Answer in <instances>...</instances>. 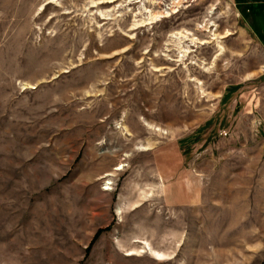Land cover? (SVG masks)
<instances>
[{"label":"rangeland","instance_id":"1","mask_svg":"<svg viewBox=\"0 0 264 264\" xmlns=\"http://www.w3.org/2000/svg\"><path fill=\"white\" fill-rule=\"evenodd\" d=\"M238 1L0 0V264H264Z\"/></svg>","mask_w":264,"mask_h":264},{"label":"crops","instance_id":"2","mask_svg":"<svg viewBox=\"0 0 264 264\" xmlns=\"http://www.w3.org/2000/svg\"><path fill=\"white\" fill-rule=\"evenodd\" d=\"M238 5V10H240V12H247V14H255L253 16H255L256 18H254L252 22L254 23V26L252 27L250 23L249 25L256 36V45L264 49V0L238 1Z\"/></svg>","mask_w":264,"mask_h":264},{"label":"bare ground","instance_id":"3","mask_svg":"<svg viewBox=\"0 0 264 264\" xmlns=\"http://www.w3.org/2000/svg\"><path fill=\"white\" fill-rule=\"evenodd\" d=\"M195 43H196V42H195ZM189 51H190V48H189V46H186V45L183 46L182 50L180 49V52L183 53V56L187 55V52H189ZM159 128H160V127H159ZM121 169H122V166L118 167V170H121ZM154 252H155V254H157L158 256L161 255L160 253H158V252H156V251H154Z\"/></svg>","mask_w":264,"mask_h":264},{"label":"trees","instance_id":"4","mask_svg":"<svg viewBox=\"0 0 264 264\" xmlns=\"http://www.w3.org/2000/svg\"><path fill=\"white\" fill-rule=\"evenodd\" d=\"M101 234V230L97 231L96 237H98Z\"/></svg>","mask_w":264,"mask_h":264}]
</instances>
